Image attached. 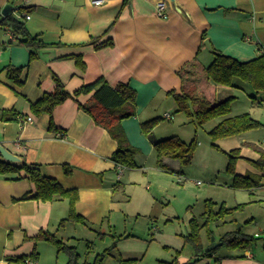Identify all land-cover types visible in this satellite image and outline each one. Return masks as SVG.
<instances>
[{"label":"crops","instance_id":"1","mask_svg":"<svg viewBox=\"0 0 264 264\" xmlns=\"http://www.w3.org/2000/svg\"><path fill=\"white\" fill-rule=\"evenodd\" d=\"M158 1L16 0V16L25 21L33 36L49 43L39 49L28 48L0 25V145L39 164L45 176L64 187L77 188L76 210L84 216L83 224L98 226L105 219L112 223L122 212L124 202L117 192L125 168L119 174L111 159L117 140L79 105L92 93L66 99L52 116L32 112V103L45 92H54L57 79L71 93L100 78L112 86L130 84L136 89L137 114L123 119L122 126L135 142V138L145 140L142 122L174 102L170 91L180 92L177 69L196 56L204 64L213 60L205 39L214 50L242 61L264 53V0H177V5L166 0L167 18L157 15ZM7 4L9 0H0L1 14ZM108 40L113 44L96 47ZM31 51L36 53L34 59ZM77 57L84 61V68ZM9 66L22 68L21 83L8 76ZM254 100L264 112V91H257ZM259 116L253 117L264 121ZM51 118L55 130L50 128ZM144 142L149 148L147 140ZM255 144L264 146V138L260 143L247 141L255 156L243 155L236 169L239 174L254 172L264 177L249 162V157L259 156ZM65 166L71 173H66ZM261 181L252 192L264 190V179ZM34 190L30 179L0 176V264H31L26 258L36 259L38 264H60L61 251L39 235L48 231L58 238L70 202L67 198L22 199ZM183 241L174 248L182 247ZM195 264H264V248L237 250L220 263L207 258Z\"/></svg>","mask_w":264,"mask_h":264},{"label":"rangeland","instance_id":"2","mask_svg":"<svg viewBox=\"0 0 264 264\" xmlns=\"http://www.w3.org/2000/svg\"><path fill=\"white\" fill-rule=\"evenodd\" d=\"M211 62L208 60L205 65ZM234 84L233 87H219V96L237 97L231 115L247 112L255 117L259 114L264 120L263 110L254 102L256 91L252 86L240 78H236ZM165 112L172 118H165ZM154 117L158 119L152 129L156 139L177 136L186 143L195 140L191 162L183 164L168 160L170 171L159 168L153 144L143 131L149 148L141 137L135 138V142L129 139L140 152L136 166L124 167L125 175L120 180L117 196L124 202L122 212L114 222L105 219L98 226L66 220L58 238L75 246L81 263L94 261L98 254L108 249L110 253L105 256L103 264H172L182 257L193 260L195 249L184 239L194 223L200 227L205 248L213 244L212 237L216 242H222V236L238 229L254 237L252 250L264 248V237H257L264 234V190L252 192L234 188L235 176L228 171L227 154L241 147L242 155L254 157L247 148V141L262 142L264 125L240 135L213 140L208 132L220 118L200 126L185 111L178 112L175 100L158 108ZM239 205L242 206L238 208ZM222 206L232 209V213L223 220H212L209 210L219 212ZM209 230L213 231L210 237ZM180 239L184 240L183 246L176 250L175 244ZM215 247L213 257H202L197 262L211 258L215 263V257H230L237 252L226 243ZM59 257L60 264H67L65 252L61 251Z\"/></svg>","mask_w":264,"mask_h":264},{"label":"trees","instance_id":"3","mask_svg":"<svg viewBox=\"0 0 264 264\" xmlns=\"http://www.w3.org/2000/svg\"><path fill=\"white\" fill-rule=\"evenodd\" d=\"M16 0H9V4L13 6V10L18 9L14 6ZM21 9V7H19ZM9 12L6 16L0 13V25L10 29L14 37L20 43L26 45L30 49H39L49 45V43L33 36L25 25V21L16 16L13 12ZM206 33H203V38ZM113 44L108 40L97 44V48ZM214 58L209 65H205L201 59L196 56L185 62L177 69V74L181 79V90H175L169 93L173 95L179 111H185L192 121L203 126L211 120L220 118L219 122L209 130V135L213 140L240 135L246 131L262 127L263 124L250 113H241L231 115L233 110V102L237 97L235 95L219 96V87H233L234 80L240 78L246 83L248 82L252 88L257 91H264V53L249 59L239 60L231 57L218 49L213 52ZM31 59L36 57V53L31 51ZM78 64L84 68V61L77 57ZM22 68L8 67V76L17 83H21ZM57 79V78H55ZM136 89L130 84L121 83L112 86L105 79L100 78L95 82L84 84L73 93L67 92L63 84L57 79V86L54 92H45L43 96L32 103V112L41 116L46 113L52 116L54 108L63 103L68 98H76L78 95L92 93L90 98L79 103L80 107L89 113L95 122L105 127L112 137L117 140L118 146L114 151L111 159L115 162L116 167H135L136 157L140 152L138 148L131 145L125 130L122 126V120L128 117L136 116ZM255 99V97H253ZM158 119L151 118L142 122V131L148 134L157 158L159 168L163 170H171L167 164L168 160H176L183 164H189L194 153L195 140L186 143L177 136H171L164 139H156L153 136L152 129L156 125ZM51 130H55L53 119L50 121ZM255 149L259 153L258 158L249 157V162L256 169L264 173V146L255 144ZM229 156L228 171L235 176L233 183L234 188L251 190L260 184L261 175L254 172L239 174L236 172V165L239 159L244 158L242 148H234L227 152ZM66 173H71V168L65 166ZM8 175L10 178L21 180L30 179L34 184L35 190L26 193L22 199L34 198L38 200H58L67 198L69 200L70 210L66 219L80 223H85L84 216L76 210V203L79 199V190L77 188L68 189L64 187L57 179L45 176L40 169L39 164L29 163L25 160L22 162H10L0 154V176ZM242 206L239 205L238 208ZM237 208V209H238ZM232 209L221 207L219 212L209 210L208 215L212 220L219 221L226 218L232 213ZM193 224V223H192ZM212 230L208 231L210 237ZM39 237L49 241L55 245L59 251H63L68 255V264H103L105 256L110 253L108 249L104 253L98 254L92 262H82L79 260V253L74 245H69L54 235H50L48 231H42ZM254 237L245 233L242 229L230 232L222 236L221 241L236 250H246L252 247ZM185 242L192 245L195 249V258L185 262L174 261L172 264H194L202 257H213L216 247L212 251H206L204 241L200 233V227L196 223L193 224L191 231L185 236ZM212 244V243H211ZM224 257H215V263L220 262Z\"/></svg>","mask_w":264,"mask_h":264},{"label":"water","instance_id":"4","mask_svg":"<svg viewBox=\"0 0 264 264\" xmlns=\"http://www.w3.org/2000/svg\"><path fill=\"white\" fill-rule=\"evenodd\" d=\"M173 5H177V0H170ZM13 10V6L11 4H7L3 9H2V14L4 16H6L7 14H9V12H11ZM205 45L210 49L212 50V52H214L215 50L212 48V45H211V42L209 39H205ZM0 154L1 156L3 157V159L7 160V161H10V162H14V163H17V162H22L23 159L20 155L18 154H15L13 152H11L10 150H8L5 146H3L2 144L0 145ZM257 237H264V234L263 235H257ZM212 242L213 244H211V246L207 247L206 248V251H212V249L217 246V245H222L223 242H216L215 241V238L212 237Z\"/></svg>","mask_w":264,"mask_h":264},{"label":"built area","instance_id":"5","mask_svg":"<svg viewBox=\"0 0 264 264\" xmlns=\"http://www.w3.org/2000/svg\"><path fill=\"white\" fill-rule=\"evenodd\" d=\"M92 2L95 4H102L104 2V0H92ZM166 5H167L166 0H159L157 2V15L161 18H167L168 17ZM25 17L28 19V18H30V15L27 14ZM263 106H264V104H263ZM164 116L167 119L172 118V115L170 113H166ZM31 120H32V117H29L28 121H31ZM123 169H124L123 166H121V165L118 166L119 174H122ZM25 262L31 263V264H38L39 263L37 260H34L32 258H26Z\"/></svg>","mask_w":264,"mask_h":264}]
</instances>
